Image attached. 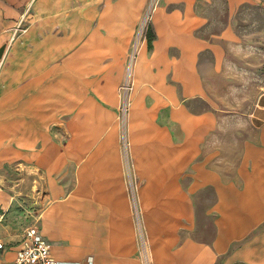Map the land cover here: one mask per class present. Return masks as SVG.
Returning a JSON list of instances; mask_svg holds the SVG:
<instances>
[{"label":"crops","instance_id":"crops-1","mask_svg":"<svg viewBox=\"0 0 264 264\" xmlns=\"http://www.w3.org/2000/svg\"><path fill=\"white\" fill-rule=\"evenodd\" d=\"M251 3L0 0V264L33 212L61 261L264 264Z\"/></svg>","mask_w":264,"mask_h":264},{"label":"built area","instance_id":"built-area-1","mask_svg":"<svg viewBox=\"0 0 264 264\" xmlns=\"http://www.w3.org/2000/svg\"><path fill=\"white\" fill-rule=\"evenodd\" d=\"M149 30L148 16H144L140 22L133 42V47L129 56V63L135 58L137 46L142 38H144ZM129 87L128 80L121 86L123 91ZM34 220L23 230L22 245L18 249L13 261L1 264H90L87 262H66L54 258L51 255V243L46 240L40 233L38 228L39 214L33 212ZM3 244L0 242V248Z\"/></svg>","mask_w":264,"mask_h":264},{"label":"rangeland","instance_id":"rangeland-1","mask_svg":"<svg viewBox=\"0 0 264 264\" xmlns=\"http://www.w3.org/2000/svg\"><path fill=\"white\" fill-rule=\"evenodd\" d=\"M236 27L241 35H245L248 44L258 47L257 59L264 61V0H253L241 8L236 17Z\"/></svg>","mask_w":264,"mask_h":264},{"label":"trees","instance_id":"trees-1","mask_svg":"<svg viewBox=\"0 0 264 264\" xmlns=\"http://www.w3.org/2000/svg\"><path fill=\"white\" fill-rule=\"evenodd\" d=\"M147 36H148V32H147Z\"/></svg>","mask_w":264,"mask_h":264}]
</instances>
